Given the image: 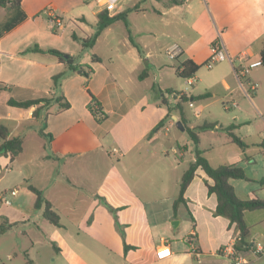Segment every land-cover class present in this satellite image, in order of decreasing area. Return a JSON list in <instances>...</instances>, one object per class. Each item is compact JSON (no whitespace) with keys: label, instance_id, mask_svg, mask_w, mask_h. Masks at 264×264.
I'll return each mask as SVG.
<instances>
[{"label":"crops","instance_id":"crops-1","mask_svg":"<svg viewBox=\"0 0 264 264\" xmlns=\"http://www.w3.org/2000/svg\"><path fill=\"white\" fill-rule=\"evenodd\" d=\"M90 1L22 0L21 9L26 17L0 36V129L4 126L9 137L16 136V131L26 121L35 120V106L22 108L8 101L50 96L54 93L53 76L60 72L64 75L55 95L62 92L71 103L70 108L59 113L55 112L57 104L49 105L50 113L40 121L44 131L53 138L48 140L40 134L41 145L37 152L29 155L25 142L22 153L14 160L9 155L0 157V224H12L0 233V242L22 228L36 256H30V248L24 253L37 264H40L41 250L47 248H53L58 255L69 251L76 256L75 260L84 264H230L227 250L234 245L237 233L229 219L214 213L217 197L209 194L207 187V182L212 184L213 180L203 169L197 170L186 190L187 205L180 204L178 215L174 216V201L180 189L179 184L175 190L178 165L172 166L169 155L155 144L162 130L175 126L180 116L171 114L163 128L152 132L168 114L163 104L165 95L160 98L162 90L168 86L163 84L156 88L154 82H147L146 70L149 71L154 58L150 44L139 37L142 51L132 55L131 64L119 54L111 56L109 63L101 55V61L96 62L81 58V63H89L94 68L89 78L69 70L49 52L23 53L38 44L79 54L81 45L73 39L72 33L90 36L75 30L80 23L88 21L84 9ZM159 2L164 8L161 15L168 36L175 39L165 44L164 49L166 51L173 43L182 48V53L173 59L177 60V65L188 58L206 65L218 30L233 59L230 62L235 72L255 56L254 49L260 53L264 46V0H182L173 6ZM119 7L118 12L124 11ZM76 10L78 14L69 17V13ZM100 10L98 6L93 11L97 21ZM4 19L0 14V21ZM58 19L62 23L54 32L52 27ZM68 23L71 25L67 26ZM241 54H246L249 60L240 61ZM223 68L221 82L225 89L237 88L229 65ZM197 75L192 77V86L199 79ZM91 94L108 113L101 122L88 107ZM258 147V154H247V148L241 149L246 164H237L251 179L245 181H255L260 188L264 186V138L258 142ZM186 152H189L187 146L182 148L181 154L184 156ZM172 172L176 176L173 187ZM231 182L238 196V189L244 192L245 187L240 182H237L239 187L235 181ZM30 184L42 190L52 203L60 216V226L43 216V208H35L36 194L29 189ZM14 189L17 190L15 195L11 193ZM181 208L187 210L193 228L185 239L186 242L190 239L188 245L176 248L168 229L180 226ZM174 220H178V224L173 225ZM160 223L168 227L157 232L156 240L155 229ZM36 234L39 238H33ZM125 243L130 245L127 249ZM98 249L114 252L118 260L110 262L111 254L94 256ZM251 252L239 253L247 256L246 253ZM6 255L13 258L11 250ZM57 258L53 255L51 262L57 263ZM67 261L75 263L73 257Z\"/></svg>","mask_w":264,"mask_h":264},{"label":"rangeland","instance_id":"rangeland-1","mask_svg":"<svg viewBox=\"0 0 264 264\" xmlns=\"http://www.w3.org/2000/svg\"><path fill=\"white\" fill-rule=\"evenodd\" d=\"M117 5L122 6V9L127 12L125 19L116 20L111 25V28L104 30L93 48H83L79 42L81 47L79 54L76 55L77 60L80 62L82 58L91 62L92 55L96 53L103 56L105 61L109 63L111 56L114 57L119 54L124 56L125 62L131 64L132 55L139 50L134 44L140 46L139 37L142 38V40L150 44L154 51V58L150 63L149 71L146 70L149 76L147 82L149 84L154 82L156 88H158V85L162 86L163 84L168 86L171 91L163 89L160 98H163L161 96L164 94L165 99L171 105L181 103L182 112L178 114L181 117V113H183L186 124L198 131L200 139L198 148L209 159L210 163L214 166L231 162H238L241 165L246 164L241 148L232 141L231 133L247 143V154H258V142L264 138V64H260L258 49H254L256 52L255 56L247 63L257 62L258 64L250 69L247 76L238 77L230 60L225 59L217 62L211 69L207 68L206 65H202L197 75L198 81L194 86H188L187 81L176 74L177 60L170 59L164 49L165 44L175 39L168 36V31L164 26V20L161 15L164 10L162 3L157 0H117ZM96 9H98V6L93 0L89 2V6L85 5L84 14L88 21L80 23L75 28L77 32L80 34L85 33V35L95 33L97 30V17L93 14V11ZM119 9L120 7L117 12ZM14 12L0 7V14L5 16L2 22L13 15ZM75 14H78V10L71 11L69 17L73 18ZM70 25L71 23H68L67 26ZM139 48L142 51V47L140 46ZM129 52L130 54H128ZM224 65H229V69L234 73L237 88H233L234 85H232L233 89H225L221 82V73L224 71ZM253 86L256 89H252ZM205 93L210 95L200 97ZM155 94L157 95V93ZM183 95L187 98H183ZM191 102L194 103L193 107L190 106ZM234 103H237V106H234ZM197 114L199 115L197 116ZM207 123L215 124V127L212 129L200 128ZM39 128H41V121H26L15 133L16 135H22L24 143H28L29 155L40 149ZM158 137L159 139L155 144L156 147L165 151V155H169L168 159L171 161L172 166L178 165L175 170L178 178L175 190H178L181 176L188 169L190 161L194 158L195 142L187 130H182L177 125L172 126L170 129L162 130ZM186 146L189 148V152H186L183 156L181 154L182 148ZM174 149H176V152ZM234 156H239L240 159H234ZM175 177L172 172V187ZM232 181L236 182V187H239L237 182H240L245 187L244 192L238 189L239 196L242 198L251 199L258 196L264 199V186L257 188L255 181ZM179 214L181 218L180 226L168 230L173 245L176 248H184L188 245L185 239L191 228H193V224L187 210L181 208ZM246 222L250 227L251 241L255 242L256 245H264V209L247 212ZM167 227L168 225L163 223L156 226V240L158 239L157 232L161 228ZM18 230L16 234H13L8 239L4 238L6 240L0 242V264H28L29 256H26L24 250L30 248V238L22 234V228H18ZM32 236L33 238H39L38 234ZM195 243L198 245V240H195ZM8 250H11L12 259H9L6 255ZM53 251V248L42 249L39 257L40 264H69L67 258L70 257L74 258V264H84L75 260L76 256H73L69 251L62 252L59 255L54 254ZM35 252L31 248L29 249L30 256H36ZM89 252L93 253L94 251ZM94 253V256L96 254H111L110 262L118 260V256L114 252L98 249ZM84 254L88 255L87 252ZM246 254L250 261L254 260L258 264H264V253L258 255L252 251ZM53 255L58 257L57 263L55 261L51 262Z\"/></svg>","mask_w":264,"mask_h":264},{"label":"trees","instance_id":"trees-1","mask_svg":"<svg viewBox=\"0 0 264 264\" xmlns=\"http://www.w3.org/2000/svg\"><path fill=\"white\" fill-rule=\"evenodd\" d=\"M166 4V6H173L182 3V0H159ZM22 0H0V6L4 7L8 10L15 11L13 15H11L4 22L0 21V36H2L5 32L12 30L16 25H18L21 21L24 20L26 14L21 9ZM127 12L120 11L115 14H110L107 10H100L98 12V21H97V30L90 36L81 37L75 31L72 33V37L74 40L81 43L82 47L93 48L98 37L101 33L109 27L116 20L125 19ZM59 26L57 23L54 24L52 30L57 32ZM140 48L137 44H134ZM35 50L39 52H49L55 55L61 62L67 65V68L73 72H77L78 74L83 75L86 78H89L91 74L94 72V68L91 64H81L76 62V55L68 53L66 51H62L56 48H43L38 44H34L29 47L23 53ZM260 64H264V46L260 50ZM92 60L94 62L101 61V57L94 53L92 55ZM202 65L195 62L193 59H185L180 61L177 65L176 73L179 77L183 79H188L194 77L198 71L200 70ZM237 71V69H236ZM64 75V72H60L53 76V90L54 93H51L50 96H42L32 99L26 100H17L10 99L8 102L10 105L22 107V108H30L35 106V110L33 111V116L35 120L40 121L44 119V116L50 113L49 105L53 102L57 104L56 113L62 112L71 107L70 101L67 97L62 93H58L55 95V92H58L61 88V80ZM167 91H171L167 89ZM92 99L88 104V107L92 114L96 117V119L101 122L104 120L108 113L104 111L99 103L98 99L91 94ZM202 95L201 97H204ZM183 98H187L183 95ZM163 104L168 108V114L166 117L161 120L152 132H155L159 128H163L165 126L166 121L171 117L173 113L182 112L181 103H176L171 105L165 98L163 99ZM45 109V112H42ZM43 114V115H42ZM179 121L185 126V130L189 132L191 138L195 142L196 148L194 150V160L189 164L188 169L182 175L180 181V189L178 196L174 201V216L178 215V207L180 204L184 203L187 205V199L185 197V193L192 180L194 179L196 172L199 168L203 169L209 178L213 180V183L210 184L207 182L208 192L209 194H216L217 197V207L215 210L216 215H220L226 217L230 221V226H235V231L237 233L236 241L233 245L235 249V253L233 256L237 255L239 252H248L253 251L256 248L255 242L250 240V227L246 222V214L249 211H254L258 209H264V199L255 196L251 199H242L238 196L234 185L231 180H251L247 175L245 169L238 165L237 163H224L218 166H214L210 163L209 159L203 155V152L199 150L198 144L200 143L198 131L195 128H190L183 117V113H181V117ZM215 127V124L207 123L200 127L201 129H212ZM6 127H1L0 129V157L4 155H9L11 160H14L18 157L24 147V138L22 135H16L9 137L8 132L5 131ZM199 128V129H200ZM39 133L51 140L53 135L51 133H46L44 131V127L39 128ZM232 141L239 145L242 150H245L248 145L237 135L231 133ZM29 189L32 190L36 194L35 208L42 209L43 208V216L52 224L60 226V216L57 211L53 208L52 203L45 197L42 190L38 189L34 185H28ZM188 207V206H187ZM113 208V207H111ZM114 209V208H113ZM116 210V209H114ZM188 210L190 212L191 218L194 221V216L192 215L189 207ZM12 227V224L4 225L0 224V233L8 230ZM190 242V239L188 240ZM130 245L125 243V249H127ZM264 252L258 253V255L263 254ZM28 264H37L33 259H28Z\"/></svg>","mask_w":264,"mask_h":264},{"label":"built area","instance_id":"built-area-1","mask_svg":"<svg viewBox=\"0 0 264 264\" xmlns=\"http://www.w3.org/2000/svg\"><path fill=\"white\" fill-rule=\"evenodd\" d=\"M102 10H107L110 14H115L117 13L118 5H117V0H93ZM57 25H61V20H57ZM221 31L218 30V36L217 39H215L212 44H211V53L208 61L205 63L208 68H212L217 62L229 59L231 62H233L232 57L230 56L226 45L221 37ZM166 53L170 59H176L181 53H182V48L178 43H173L171 46L168 47L166 50ZM239 60L242 62H246L249 60L246 54H241L239 57ZM258 63L257 62H250L249 64L245 65L242 67L240 70L236 71V74L238 77H245L249 74L250 69L255 67ZM187 85L190 86L194 80L192 78L186 79ZM252 89H256L255 86L252 87ZM248 95V93H246ZM190 106H194V103L191 102ZM234 106H237V103H234ZM199 114H197L198 116ZM12 194H16L17 190L14 189L11 191ZM6 203H10L9 199H5ZM255 254L262 253L264 252V245L262 244H257L255 250H253ZM235 253V249L233 245L229 247L227 250V254L230 258V264H253L252 261H250L245 254H237L233 256Z\"/></svg>","mask_w":264,"mask_h":264},{"label":"water","instance_id":"water-1","mask_svg":"<svg viewBox=\"0 0 264 264\" xmlns=\"http://www.w3.org/2000/svg\"><path fill=\"white\" fill-rule=\"evenodd\" d=\"M177 127L178 128H180V129H182V130H184L185 129V127H184V125L182 124V122L181 121H177ZM176 224H178V220H174L173 221V225H176Z\"/></svg>","mask_w":264,"mask_h":264}]
</instances>
